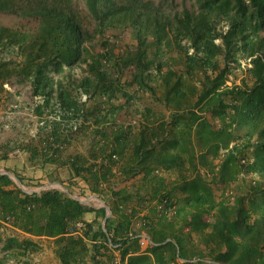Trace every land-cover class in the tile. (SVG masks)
Instances as JSON below:
<instances>
[{"label":"trees","instance_id":"1","mask_svg":"<svg viewBox=\"0 0 264 264\" xmlns=\"http://www.w3.org/2000/svg\"><path fill=\"white\" fill-rule=\"evenodd\" d=\"M190 1L165 15L144 0H83L101 38L130 31L118 53L107 37L95 53L71 0H0V13L21 20L0 25V88L17 76L39 99V143L16 148L32 169L68 174L56 178L67 192L38 193L0 174V224L47 239L59 264H110L114 252L119 264H264V72L227 84L241 61L264 59V0ZM144 95L157 108L119 122ZM90 101L101 125L84 130ZM70 133L86 154H64ZM2 248L25 257L41 247L8 236Z\"/></svg>","mask_w":264,"mask_h":264},{"label":"rangeland","instance_id":"2","mask_svg":"<svg viewBox=\"0 0 264 264\" xmlns=\"http://www.w3.org/2000/svg\"><path fill=\"white\" fill-rule=\"evenodd\" d=\"M72 9L77 13L83 27L89 31L92 39L90 40L91 46L95 53L103 51L102 40L107 37L116 46L113 48L115 53H118L117 47H124L132 42L130 37V31L124 30H112L108 29L105 32V36L102 38L96 32L95 21L88 13L83 0H71ZM121 2L123 0H116ZM153 4L162 14L169 15L173 12H179L183 8H191L192 2L190 0H144ZM21 20L13 14L0 13V25L16 28L20 25ZM264 36V31L262 32ZM244 61H241L243 63ZM86 66L82 65L76 68L74 75L76 78H80L85 75ZM126 72H128L126 70ZM264 72V59H257L255 63L250 67L248 65H242L239 71H236V75L232 76L233 82L239 85L243 80L251 83L254 78H259ZM19 77L12 76L4 85L0 88V151L1 153H8V158L5 161L0 162V173H12L5 169H14L22 178V188L26 192H37L41 188L44 189H56L61 190L60 184L56 179L60 176L65 181L68 174L64 169L57 170L55 166L49 165L44 170L32 169L27 161L24 159L26 153H23L16 147H23L24 145H36L39 143L37 136L38 132V118L34 115L33 108L39 99L32 96L31 89L27 82H20ZM152 101L144 95V98L140 100L131 101V105L126 107L121 115L117 118L119 122L131 123L134 118V110L140 111L145 107L154 108ZM241 106L244 105L241 103ZM157 108V107H155ZM137 113V112H136ZM49 119V118H48ZM102 112L93 109V103L90 101L84 110V115L80 118L82 126L81 129H90L99 127L101 125ZM243 121L242 113L238 114L237 122ZM11 148H16L13 151ZM86 143L84 139H81L80 135L70 133L68 135V143L65 145L64 154L83 153L86 154ZM2 167V168H1ZM13 174V173H12ZM238 182L243 184L240 179ZM249 180V176H247ZM16 184V181L12 179ZM61 185V184H60ZM17 186V185H16ZM18 187V186H17ZM64 188V186L62 185ZM66 190V188H64ZM75 195V194H73ZM93 195H86L85 197H79V199L85 201L84 204L91 207H101V202ZM88 220L92 219V215L86 217ZM8 236H16L18 239L31 238L37 241L40 245V250L36 253L29 254L22 257L17 253H13L11 257L6 256V252L3 250V240ZM107 261V259H105ZM0 264H59L58 258L53 250L48 247V240L45 238H36L27 234L21 233L13 229L10 224H0Z\"/></svg>","mask_w":264,"mask_h":264},{"label":"built area","instance_id":"3","mask_svg":"<svg viewBox=\"0 0 264 264\" xmlns=\"http://www.w3.org/2000/svg\"><path fill=\"white\" fill-rule=\"evenodd\" d=\"M249 61L250 60L248 59L246 62H243L242 65H246L247 64L248 67H250ZM231 80H232V78L230 77L229 81L227 82L228 85H231V82H232ZM80 101L81 102H85L86 101V96L84 94H82L80 96ZM94 199H96V198H94ZM101 207H102V204H101ZM82 226L83 225L81 223H76L74 225V230H71V231H74V233H77L78 231H80ZM139 243H140V246H141L142 249L146 248L147 245L150 244L149 240L147 239V237L145 235H141L140 236ZM110 264H119V259H118L117 252H114V260L112 262H110Z\"/></svg>","mask_w":264,"mask_h":264},{"label":"water","instance_id":"4","mask_svg":"<svg viewBox=\"0 0 264 264\" xmlns=\"http://www.w3.org/2000/svg\"><path fill=\"white\" fill-rule=\"evenodd\" d=\"M0 174H5V175H7L11 180L14 179V180L16 181V185L18 186V188H20L22 191L26 192V191L22 188V183H21V181H20V180L14 175V174H12V173H7V172L0 173ZM58 185L61 187L62 191L67 192V190H65V189L62 187V185H60V184H58ZM41 190H43V188H41L39 191H37V193L40 192ZM34 192H35V191H34ZM26 193H30V192H26ZM31 193H32V192H31ZM71 197H73L74 199L78 200L80 203H85V201L80 200V199L78 198L77 195H71ZM98 200L101 202L102 207L105 208V211H106V212H105V216H104V219H105L106 217H108V216L110 215V210H109L108 207L105 206V204L103 203V201H101L100 199H98ZM101 225H103V222H102Z\"/></svg>","mask_w":264,"mask_h":264},{"label":"crops","instance_id":"5","mask_svg":"<svg viewBox=\"0 0 264 264\" xmlns=\"http://www.w3.org/2000/svg\"><path fill=\"white\" fill-rule=\"evenodd\" d=\"M2 168V167H1ZM59 262V261H58Z\"/></svg>","mask_w":264,"mask_h":264}]
</instances>
